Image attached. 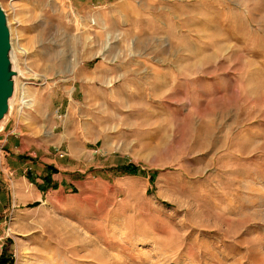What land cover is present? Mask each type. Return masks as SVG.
Instances as JSON below:
<instances>
[{"label":"rangeland","instance_id":"374dc122","mask_svg":"<svg viewBox=\"0 0 264 264\" xmlns=\"http://www.w3.org/2000/svg\"><path fill=\"white\" fill-rule=\"evenodd\" d=\"M0 4L17 73L0 137L71 175L10 204L0 157V259L264 264V0Z\"/></svg>","mask_w":264,"mask_h":264},{"label":"crops","instance_id":"0c3cea01","mask_svg":"<svg viewBox=\"0 0 264 264\" xmlns=\"http://www.w3.org/2000/svg\"><path fill=\"white\" fill-rule=\"evenodd\" d=\"M0 139L6 150L0 151V157L5 159L8 169V200L11 196L10 204H13V200H15V204L19 205L53 202L54 198L49 197V191L45 192L44 189L50 185L58 187L62 183H69L68 178L71 175H61V168L56 159H51L44 154H40V156L31 154L29 152L31 146L24 137L18 138L15 135L9 137L8 131H5ZM8 141H10L9 145ZM2 163L1 160V165ZM51 166L60 172L52 174L53 170L49 168ZM3 169L5 168L1 166L0 171ZM28 174L35 180V184L30 183L26 178Z\"/></svg>","mask_w":264,"mask_h":264},{"label":"water","instance_id":"95a60500","mask_svg":"<svg viewBox=\"0 0 264 264\" xmlns=\"http://www.w3.org/2000/svg\"><path fill=\"white\" fill-rule=\"evenodd\" d=\"M17 76L12 61L11 32L5 11L0 4V129L8 118L16 92Z\"/></svg>","mask_w":264,"mask_h":264},{"label":"trees","instance_id":"16d2710c","mask_svg":"<svg viewBox=\"0 0 264 264\" xmlns=\"http://www.w3.org/2000/svg\"><path fill=\"white\" fill-rule=\"evenodd\" d=\"M123 173H135V174H138L141 172H139V170H137V168L135 167H127L125 169L122 170ZM56 187V186H54ZM40 189H41V186H40ZM45 190V189H44ZM37 206V204H36ZM0 264H13V261L11 259L7 260L4 256L0 259Z\"/></svg>","mask_w":264,"mask_h":264},{"label":"bare ground","instance_id":"6f19581e","mask_svg":"<svg viewBox=\"0 0 264 264\" xmlns=\"http://www.w3.org/2000/svg\"><path fill=\"white\" fill-rule=\"evenodd\" d=\"M2 8H3V7H2ZM12 42H13V41H12ZM14 47H15V46H14V43H12V48H13V50H15ZM12 54H13V53H12ZM10 106L12 107V100H11V102H10ZM6 121H7V119H6L4 122H6ZM4 122L2 123V125L5 124ZM1 128H2V127H1ZM82 201H83V200H82ZM70 226H71V225H70ZM11 231L14 232V231H16V229L12 227V228H11ZM30 259H31V258H30ZM41 259H42V258H41ZM34 261H35V260H34ZM36 263L39 264V263H41V261H36ZM36 263H35V264H36ZM25 264H33V263L26 262Z\"/></svg>","mask_w":264,"mask_h":264}]
</instances>
